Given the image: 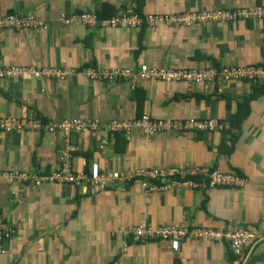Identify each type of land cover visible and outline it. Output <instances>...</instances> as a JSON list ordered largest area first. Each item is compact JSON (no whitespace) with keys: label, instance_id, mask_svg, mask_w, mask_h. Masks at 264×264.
Returning <instances> with one entry per match:
<instances>
[{"label":"crops","instance_id":"crops-1","mask_svg":"<svg viewBox=\"0 0 264 264\" xmlns=\"http://www.w3.org/2000/svg\"><path fill=\"white\" fill-rule=\"evenodd\" d=\"M255 6L264 7V0H0V14H31L47 26L0 30V71L7 66L74 71L66 81L0 79V118H32L43 125L80 119L103 127L142 117L232 122L230 134L218 129L145 136L133 128L108 134L105 151L96 132L75 131L67 141L63 133L44 128L0 132V174L50 176L69 145L74 173L90 174L94 163L122 172L190 166L231 172L247 181L242 188L186 185L146 195L139 180L100 190L57 181L33 187L0 177V217L15 228L0 264H264V80L218 78L194 86L138 78L143 66L183 71L264 64V19L191 27L145 22L137 29L59 22L61 15L97 16L108 7L118 15L135 12L146 19ZM118 69L133 72L134 79L106 76ZM88 70L101 79H90ZM183 224L191 234L177 252L166 240L135 241L121 234L133 227ZM240 228L257 230L241 257L233 255L228 242L195 233Z\"/></svg>","mask_w":264,"mask_h":264},{"label":"built area","instance_id":"built-area-1","mask_svg":"<svg viewBox=\"0 0 264 264\" xmlns=\"http://www.w3.org/2000/svg\"><path fill=\"white\" fill-rule=\"evenodd\" d=\"M264 7L255 6L247 9L234 10H203L196 11L178 17L173 16H150L141 18L135 12H124L120 15L99 21L93 13H84L80 15H61L59 22L65 26H71L73 23L81 22L87 27L102 28H141L146 22L148 26L178 25L191 27L195 25H208L213 23H228L236 21L263 20ZM44 30L47 29L46 23L34 15H24L20 13L0 14V30ZM74 74L72 69L45 68L42 70L29 69L27 67L7 66L0 71V79L10 81H21L34 78L37 81L45 79H55L66 81ZM90 79L98 81L101 74L95 70H88L86 73ZM110 77H109V76ZM109 78H129L134 79V73L129 70H112L106 74ZM139 79L160 80L166 83L185 82L194 86H199L208 82H214L218 78L225 81H257L264 80V64L250 67H220L214 66L202 68L200 70H175L168 68L152 69L143 66L138 73ZM228 122H217L215 120L202 121H181L151 120L149 117H142L134 121L123 120L114 121L109 126H101L98 122L84 121L80 119L65 120L60 123L42 124L40 121L29 119H19L14 117L0 118V132L5 133H23L25 131H39L42 128L49 132H60L66 137V141L76 131L80 133H100L99 149L106 150L108 134L130 133L133 128H138L145 136H152L160 132L171 131L183 133L189 130L195 132H211L216 130H227ZM73 148L67 145L60 158V168L50 176L34 177L28 173L13 171L0 174L8 182L17 180L27 182L33 187H39L43 182L57 181L61 184L71 186L91 185L97 189L104 190L109 186H127L136 180L140 181V186L146 195H150L158 190H165L172 187H181L189 185L192 188L201 187L202 189L217 188H242L246 184V179L238 174L231 172L222 173L213 171L206 167H184V168H154L138 169L136 171H108L103 170L98 163L92 164L90 174L83 172L74 173L71 166ZM199 179V181H196ZM186 180V181H184ZM159 181V185L155 184ZM15 198L18 199L15 193ZM198 237H206L209 240L218 242L226 241L230 244L234 256L241 257L244 249L251 240L255 239L256 229L248 230L240 228L235 231H196ZM15 234V228L9 225L0 217V256L6 254L5 243ZM121 234L128 237H134L135 241H159L166 240L170 242L172 251L177 252L181 240L187 238L191 232L187 224L180 226L159 227L156 229L145 226L124 229Z\"/></svg>","mask_w":264,"mask_h":264},{"label":"trees","instance_id":"trees-1","mask_svg":"<svg viewBox=\"0 0 264 264\" xmlns=\"http://www.w3.org/2000/svg\"><path fill=\"white\" fill-rule=\"evenodd\" d=\"M80 15V14H79ZM115 15H117L116 14V11H115V9H113L112 7H108V8H103V10L97 15V18H98V20L101 22V21H104V20H108V19H110V18H112V17H114ZM214 67H216V68H220V66H214ZM249 102V100H247L246 101V103H248ZM243 115V114H242ZM241 115V116H242ZM240 116V117H241ZM239 117V118H240ZM236 119H237V117H235ZM228 123H229V126H230V128H231V125H232V122L231 121H228ZM228 129L226 132H228V134H230L231 133V129ZM121 134V133H120ZM228 138H230V136H227ZM232 138V137H231Z\"/></svg>","mask_w":264,"mask_h":264}]
</instances>
